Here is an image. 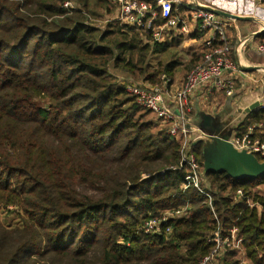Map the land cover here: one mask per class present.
I'll return each instance as SVG.
<instances>
[{"label": "trees", "instance_id": "1", "mask_svg": "<svg viewBox=\"0 0 264 264\" xmlns=\"http://www.w3.org/2000/svg\"><path fill=\"white\" fill-rule=\"evenodd\" d=\"M72 1L80 8L64 7ZM92 5L116 10L114 0H0V204L24 214L21 228L0 225V264H201L218 225L237 228L245 258L264 264V216L233 199L243 190L264 203L256 190L264 176L206 171L199 143L194 152L216 217L194 187L181 196L189 174L180 168L181 142L148 120L152 112L110 72L173 82L180 61L153 63L173 44L153 43L151 31L128 25L101 31L89 23ZM262 122L264 109L252 112L237 134ZM183 199L191 203L186 218L145 233L150 219L182 208ZM237 255L224 264H240Z\"/></svg>", "mask_w": 264, "mask_h": 264}, {"label": "built area", "instance_id": "2", "mask_svg": "<svg viewBox=\"0 0 264 264\" xmlns=\"http://www.w3.org/2000/svg\"><path fill=\"white\" fill-rule=\"evenodd\" d=\"M252 1L256 7H264V0ZM114 3L116 10L107 19V23L151 31L153 43H162L170 30L185 32L188 28L189 16L198 22L199 30L208 35L205 45L207 52L202 63L188 73L181 87L173 88L171 79L163 76L161 85L152 88L127 85L126 90L135 97L140 107L156 114L162 125L168 126V134L181 142L180 168L186 167L189 170L181 190L185 193L191 186L205 195L216 217L212 207L211 193L202 185L203 172L195 155L193 144L197 138H210L211 136L190 125L193 100L197 96L206 97L213 91L224 94L226 98H233V101L236 100L239 97L237 84L233 79L226 78V74L236 68L231 58L232 52L236 49L241 56L245 51L254 50L264 55V42H259L258 38L248 39L252 34L245 37L239 33L233 50L229 37L234 27L233 21L197 8L190 0H157L156 5L139 0H114ZM69 7H73L72 3H66V8ZM159 19L164 24L159 25ZM258 32L263 35L264 26ZM250 97L254 96L250 94ZM259 101L262 103L260 109L263 110L264 98ZM229 143L238 151L264 159V122L250 126L242 134H235ZM233 199L236 204L245 203L246 207L256 210L260 217L264 216V203L254 201L243 190H238ZM185 204H187L183 206L185 209L180 208L175 214L176 217L186 216L190 210L188 208L190 201L187 200ZM168 221L167 217L150 219L145 225V233L148 235L161 234L162 226ZM171 232L172 228L169 226L166 234ZM207 241L212 249L203 258L201 264H224L227 254L232 252L238 254L239 260L245 259L244 239L239 235L237 228L225 231L218 225ZM241 264H247V262L244 261Z\"/></svg>", "mask_w": 264, "mask_h": 264}, {"label": "crops", "instance_id": "3", "mask_svg": "<svg viewBox=\"0 0 264 264\" xmlns=\"http://www.w3.org/2000/svg\"><path fill=\"white\" fill-rule=\"evenodd\" d=\"M199 2L205 5L222 9L235 15H250V17L253 18L252 21L232 20L234 27L231 29L229 37L231 42H234V44L238 40L239 33L247 37L251 34H254L255 32H258L260 28L264 26V7L260 8L258 10V13L256 14V12L254 11L255 5L252 0H199ZM242 22L250 24L249 26L245 25L243 27L244 31H242V27L240 25V23ZM243 33L246 34L244 35ZM195 35L198 37L195 38ZM207 39L208 35L202 33L199 30L198 22L193 20L189 16L187 30L185 32H174L170 30L167 37L163 40L162 43H172L173 45L171 50L176 47L180 49V47L182 46V50L186 51V61H189L186 63H190L194 56L202 55V53L207 49L205 47ZM233 52L236 68L233 71L227 73L226 78H231L236 82L239 97L249 96L251 94L253 96H256V99L259 101L260 99L264 98L263 71L256 72L257 74H260L259 78L252 76L248 72L242 71L236 63V49ZM157 57L158 60L161 56ZM240 58L243 65L245 66L264 68V55H261L254 50L245 51L240 56ZM183 63L180 62V66L185 65ZM185 78L180 73H175L173 80L174 88L177 89L181 87L185 81ZM259 110H256L254 112H258ZM241 111H244L243 108L236 106V104H233V102L226 98L224 94L213 91L212 94L207 95L206 97L197 96L194 98L193 112L190 114V125L194 128H202L208 132L217 133L222 137L225 136L232 139L235 134H237L238 126L243 122L245 118ZM199 140L200 141H196L193 143L194 147H197V145L201 142H204L206 146L208 142L207 139L202 138ZM257 159L259 160V157ZM261 163H264V161ZM257 190L261 191L262 189L258 187Z\"/></svg>", "mask_w": 264, "mask_h": 264}, {"label": "water", "instance_id": "4", "mask_svg": "<svg viewBox=\"0 0 264 264\" xmlns=\"http://www.w3.org/2000/svg\"><path fill=\"white\" fill-rule=\"evenodd\" d=\"M191 3L202 10L211 12L217 16L234 20V21H252L253 18L248 16L235 15L230 12H226L222 9L215 8L209 5H205L199 2V0H190ZM261 35L260 32L254 33L249 37L258 38ZM237 66L244 72H254L263 71L264 68L245 66L236 51ZM233 101V98H228ZM242 103L238 106L241 107ZM262 106L261 101H255L250 103L248 106L244 107L241 111L245 118L252 112L259 110ZM244 118V120H245ZM243 120V121H244ZM243 123V122H242ZM241 123V124H242ZM240 124V125H241ZM239 125V126H240ZM238 126V127H239ZM204 133L210 135L207 139V144L205 146V170L214 172H227L231 177L236 179L243 178H259L264 176V163H261L254 155L247 154L246 152H241L236 150L232 144L229 143V137H222L221 135L213 132H208L204 129H200Z\"/></svg>", "mask_w": 264, "mask_h": 264}, {"label": "rangeland", "instance_id": "5", "mask_svg": "<svg viewBox=\"0 0 264 264\" xmlns=\"http://www.w3.org/2000/svg\"><path fill=\"white\" fill-rule=\"evenodd\" d=\"M72 3V8H80L79 5L75 2H71ZM66 8V4L64 6ZM67 9H70L67 8ZM110 9L112 10L111 8V5H110ZM260 8L259 7H256L254 6V11L256 12V14L258 13V10ZM114 13V12H113ZM113 13H107V11L103 8H100L99 5L97 6H91V12L89 13V23L92 24L93 26L99 28L101 31H104L106 30V27L108 25L107 23V19L110 18V16L113 14ZM248 17H250V15H248ZM255 17V16H253ZM241 27H242V31L243 30V27L245 25L249 26L250 24L249 23H246V22H242L240 23ZM244 34V33H243ZM246 34V33H245ZM244 34V35H245ZM234 43V42H233ZM158 58V57H156ZM174 59V60H178L180 62H184L183 64L185 65H182L180 67H178V69L176 70L175 73H180L182 76H184V78L186 77V75L188 74L189 70L191 69V65L190 63H186V62H189V61H186L187 60V57H186V51L182 50V46L179 48H174L173 50H171V53L165 55V56H162V57H159V59L157 61H153L154 64H156L159 60H162L164 62H167L169 61L170 59ZM110 72L111 74H113L115 76V82L120 85V86H123V87H126L127 85H140L142 87H146V88H152V87H155L156 85H161V84H152V83H149V82H146L144 80V77H133L129 74H127L126 72L124 71H120V70H114V68H110ZM257 71H254L253 73L251 72H248L249 74H251L252 76L256 77V78H259L260 77V74H257L256 73ZM264 73V72H263ZM174 84V83H173ZM173 88H174V85H173ZM256 100V96L254 97H250L249 96H244V97H237L236 100L233 101V104H236V106H239L241 103H242V108L248 106L250 103L252 102H255ZM263 100V98H262ZM36 103L37 104H44V103H47V101L45 100H41V99H37L36 100ZM148 120L154 122L155 124H157L158 126V129L159 130H162L164 129L166 126L165 125H162L161 121L159 120L158 116L154 113H149V116L146 117ZM168 128V126H167ZM197 141H200L198 138H197ZM201 144L203 145V156H204V159H205V154H204V150H205V144L204 142H201ZM206 160V159H205ZM204 160V163H206ZM183 185H181L182 187ZM180 187V188H181ZM259 188H261L262 190H264V186H259ZM258 189V188H257ZM256 189V190H257ZM182 191V190H181ZM184 192L182 191L181 193V196H183ZM184 200V205L183 206H186L187 204H185V202L188 200V199H183ZM190 201V200H189ZM191 204V203H190ZM189 204V206H190ZM181 207L175 209L174 207L173 208H170L168 210H166L165 212H163V217H167L168 220H180V219H184L186 218L189 214L187 213L186 216L182 217V218H178L176 217V212H178L180 210ZM188 208H191L188 207ZM184 210L185 207H182L181 210ZM23 212L20 211V213H18L17 211V208L15 207H11V208H5L2 204H0V225H3L5 226L6 228L8 229H17V228H21L22 225H23ZM154 219V218H152ZM169 222V221H168ZM168 224V223H167ZM172 228V227H171ZM247 262V264H251V262L248 260V259H242L240 260V264L242 262Z\"/></svg>", "mask_w": 264, "mask_h": 264}]
</instances>
